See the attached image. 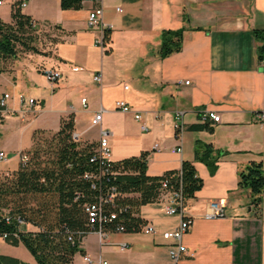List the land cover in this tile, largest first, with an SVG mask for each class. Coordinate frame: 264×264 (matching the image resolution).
<instances>
[{"label": "crops", "instance_id": "0c3cea01", "mask_svg": "<svg viewBox=\"0 0 264 264\" xmlns=\"http://www.w3.org/2000/svg\"><path fill=\"white\" fill-rule=\"evenodd\" d=\"M17 1L3 0L2 22H11ZM94 9L102 10V28L88 25ZM22 13L48 31L59 27L51 30L59 43L50 44L47 55L23 52L1 63L0 96L10 99L0 121V151L13 159L31 148L35 133H55L72 114L79 142L97 143L106 132L112 161L145 151L150 176L190 161L202 186L183 206L192 219L182 237L190 255L176 264H264V193L255 213L248 190L238 187V174L250 161L261 160L264 169V117L257 116L264 112V63L257 61L250 33L264 27V0H85L77 11H63L60 0H29ZM178 29H184L182 49L161 57V32ZM44 67L60 78L49 82ZM97 74L101 82L93 79ZM117 100L139 112L141 121L116 109ZM205 110L220 116L219 122L207 119L211 130L198 127ZM97 113L101 118L93 125ZM198 142L223 152L214 171L195 158ZM18 164L19 156L0 168L16 170ZM165 196L137 212L155 233L89 231L81 240L83 253L70 264H88L83 255L91 264L168 263L174 242L162 233L175 230L181 218L164 212ZM209 201L225 204L224 215L207 218Z\"/></svg>", "mask_w": 264, "mask_h": 264}, {"label": "trees", "instance_id": "16d2710c", "mask_svg": "<svg viewBox=\"0 0 264 264\" xmlns=\"http://www.w3.org/2000/svg\"><path fill=\"white\" fill-rule=\"evenodd\" d=\"M26 1L29 0L12 4L10 23L0 19V73L4 70L1 63L20 53L47 55L49 51L41 48L42 38L49 44L59 43L51 32L59 27L48 31L22 13L21 5ZM84 1L60 0V8L77 11ZM108 32L104 33L105 46L110 42ZM183 32L184 29L161 32V57L182 49ZM250 33L257 43V61L264 63V27L253 28ZM2 117L0 106V121ZM198 127L211 130L207 119ZM73 133L74 117L70 114L60 120L58 131L51 133L55 145L47 157H43L45 153L40 155L39 145H32L23 151L27 160L0 180V236H5L9 245L22 244L35 260L29 263L0 253V264H70L75 254L83 253L81 240L89 231H140L146 224L137 213L141 205L168 192L178 193L184 205L202 186L190 161H183L179 170L150 176L146 173L147 152L119 161L102 160L97 154L98 142L76 141ZM37 135L41 134L33 137ZM222 154L211 144L198 142L195 147V158L211 172ZM238 187L248 190L249 207L260 213L264 193L261 160L250 161L239 172ZM92 206L96 207L97 216L91 221L87 209ZM25 223L36 230L21 229Z\"/></svg>", "mask_w": 264, "mask_h": 264}, {"label": "built area", "instance_id": "2783aa9c", "mask_svg": "<svg viewBox=\"0 0 264 264\" xmlns=\"http://www.w3.org/2000/svg\"><path fill=\"white\" fill-rule=\"evenodd\" d=\"M2 3H3V0H0V5ZM21 7L22 8L25 7V2L22 3ZM118 12H120V10ZM101 19H102V10L101 9H94L88 15L89 27L102 28ZM41 71L47 77L49 82H56L61 76V73L59 71L53 69V68H45L44 67L41 69ZM93 79L97 82H101V75L97 74L93 77ZM185 83H188V81H185ZM124 88L126 89L127 86H124ZM9 99H10V95L8 93H4L2 96H0V106L2 107V114L6 113L8 110L7 107H8V100ZM24 101H25L24 98L20 96V102H24ZM84 102H85V98L82 99V103H84ZM27 103L29 105H33V103H35V99L29 98L27 100ZM115 107H116V109H118L119 111H122L124 113L133 112V116H134L135 120H137L139 122L142 119L141 114L139 112L133 111L131 109V107L129 106V104L124 100H117L115 102ZM257 116L259 117V119H263L264 112L258 113ZM100 118H101V113H97L95 115V117L92 119V124L93 125L98 124L100 121ZM176 118H177V120H180V117L178 115ZM219 118H220L219 114L215 113L213 111L205 110L201 114V120L202 121H204L206 119H211L214 122H219ZM178 126L179 125H178V121H177V127ZM140 129L142 131H147L148 128H147L146 124L140 123ZM106 137H107V134H106V132L103 131L101 133V137L98 141L97 154H98V157H100L102 160L107 161L110 159L111 150H110V147H109V144H108ZM73 138L76 141L78 140V136L76 133H73ZM180 149L181 148H177L176 151H180ZM4 159H6V155L0 151V160H4ZM26 160H27L26 153H23V152L19 153V163L25 162ZM162 199H163L164 212L168 215L178 214V215H180V218H181L179 225L175 230L166 231V232L162 233V236L164 239H166V240L171 239L174 242L173 246H171L168 250L170 260L166 264H176L181 257L190 255V253L187 251V248L182 243V237L189 230L192 219L183 214V206L184 205H182L181 201L179 200L178 193L168 192L167 196H165ZM87 212L89 214L91 221L97 216V209L95 206L88 208ZM224 213H225V204H223L220 201H209L208 202V210H207V213L205 215L207 218L215 219V218L223 216ZM112 217H114V215ZM119 231H122V229H120ZM140 231H142L146 234L155 233L154 227L147 224V223L141 228ZM99 232H101V231H99ZM101 233L103 234L104 232H101ZM0 239L4 240L5 236H0ZM124 247H125V245H120V249H123ZM83 260L88 264L92 263V260L88 255H83ZM99 264H106V263L101 262Z\"/></svg>", "mask_w": 264, "mask_h": 264}, {"label": "rangeland", "instance_id": "374dc122", "mask_svg": "<svg viewBox=\"0 0 264 264\" xmlns=\"http://www.w3.org/2000/svg\"><path fill=\"white\" fill-rule=\"evenodd\" d=\"M7 8H8V4H6L4 7H2L1 11H5V10H7ZM53 38H55V36H53ZM42 39H43L44 44L41 46V48L44 50H47L49 47H51V45L49 44L47 39H44V38H42ZM53 136H54V134L50 133V134L37 135L34 138V144L33 145H35V146L39 145V147L41 148L40 155L45 153V154H43V157H47V155H49L52 152V150L54 149L55 141L52 139ZM18 156H19V153H13L12 154L13 159L10 160L11 156L6 155V159L0 160V166L7 164V162H9V161L14 162L15 160H17ZM18 166H19V164H18ZM14 171L15 170L0 168V180H2L4 177L10 175ZM21 229H23V230H36V228L33 225L28 224V223L21 225ZM0 253L18 258V259L23 260L25 262H29V263L35 262L33 256L29 253V251L22 244H20L18 246H12V245H9L5 240L0 239Z\"/></svg>", "mask_w": 264, "mask_h": 264}]
</instances>
